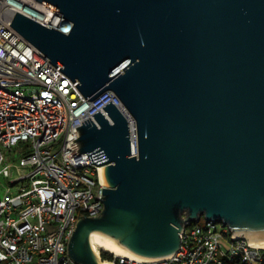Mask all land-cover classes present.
Here are the masks:
<instances>
[{"label":"water","instance_id":"obj_1","mask_svg":"<svg viewBox=\"0 0 264 264\" xmlns=\"http://www.w3.org/2000/svg\"><path fill=\"white\" fill-rule=\"evenodd\" d=\"M70 33L17 11L12 25L94 99L80 153L106 164L105 207L79 219L69 250L104 264L93 231L146 257L176 253L202 215L252 240L264 236V0H37ZM103 250V249H102Z\"/></svg>","mask_w":264,"mask_h":264},{"label":"built area","instance_id":"obj_2","mask_svg":"<svg viewBox=\"0 0 264 264\" xmlns=\"http://www.w3.org/2000/svg\"><path fill=\"white\" fill-rule=\"evenodd\" d=\"M17 11L70 33L73 23L37 0H0V176L12 186L0 196V264H77L69 244L82 217L100 215L107 187L105 162L80 153L78 126L111 100L130 123L132 156L139 155L137 120L113 90L88 99L61 67L11 23ZM16 147V148H15ZM18 147V148H17ZM14 150L19 163L5 160ZM203 216V215H202ZM186 226L180 249L169 256L134 260L114 255L111 264H264V245L206 218ZM221 223V226H218Z\"/></svg>","mask_w":264,"mask_h":264},{"label":"bare ground","instance_id":"obj_3","mask_svg":"<svg viewBox=\"0 0 264 264\" xmlns=\"http://www.w3.org/2000/svg\"><path fill=\"white\" fill-rule=\"evenodd\" d=\"M104 180L106 181V178L104 176ZM91 242L95 250H99L100 248L106 249L111 251L115 255H121L128 257L130 259L134 260H146L149 259V257L139 255L125 246H123L121 243H119L114 237H111L105 233H102L100 231H93L91 234ZM254 242L258 245H264V236H256L254 237ZM104 264H111L109 262H105Z\"/></svg>","mask_w":264,"mask_h":264},{"label":"rangeland","instance_id":"obj_4","mask_svg":"<svg viewBox=\"0 0 264 264\" xmlns=\"http://www.w3.org/2000/svg\"><path fill=\"white\" fill-rule=\"evenodd\" d=\"M17 156L14 153V150H12V151L5 150V160L6 161H10V162H14V163H19V159H18L19 157H17ZM18 176H19V173L18 172H15V174L11 178L6 177L5 175L0 176V196H4V194L6 192V189L9 186H12L13 187L12 188V191H13L12 193L13 194H15V193L18 192V186H13V184L11 183V180H13L14 178H17ZM205 220H206V216L203 215L202 216V219H201V223H204ZM221 225H222L221 223H218V226H221ZM107 251H109V250H107ZM109 252H111V251H109Z\"/></svg>","mask_w":264,"mask_h":264},{"label":"trees","instance_id":"obj_5","mask_svg":"<svg viewBox=\"0 0 264 264\" xmlns=\"http://www.w3.org/2000/svg\"><path fill=\"white\" fill-rule=\"evenodd\" d=\"M102 256H103L104 260H107V259L112 260L114 258L113 253H111L105 249L102 250Z\"/></svg>","mask_w":264,"mask_h":264},{"label":"flooded vegetation","instance_id":"obj_6","mask_svg":"<svg viewBox=\"0 0 264 264\" xmlns=\"http://www.w3.org/2000/svg\"><path fill=\"white\" fill-rule=\"evenodd\" d=\"M78 264V263H77Z\"/></svg>","mask_w":264,"mask_h":264}]
</instances>
